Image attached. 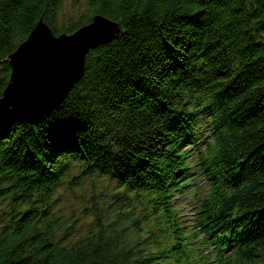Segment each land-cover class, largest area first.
Instances as JSON below:
<instances>
[{
    "label": "trees",
    "instance_id": "16d2710c",
    "mask_svg": "<svg viewBox=\"0 0 264 264\" xmlns=\"http://www.w3.org/2000/svg\"><path fill=\"white\" fill-rule=\"evenodd\" d=\"M87 1L63 26L66 0H0V97L40 20L120 28L47 118L0 126V264H264V0Z\"/></svg>",
    "mask_w": 264,
    "mask_h": 264
},
{
    "label": "water",
    "instance_id": "95a60500",
    "mask_svg": "<svg viewBox=\"0 0 264 264\" xmlns=\"http://www.w3.org/2000/svg\"><path fill=\"white\" fill-rule=\"evenodd\" d=\"M119 31V25L103 15L94 16L71 34L58 36L40 20L9 56L12 72L0 97V126L43 121L82 78L87 53Z\"/></svg>",
    "mask_w": 264,
    "mask_h": 264
},
{
    "label": "rangeland",
    "instance_id": "374dc122",
    "mask_svg": "<svg viewBox=\"0 0 264 264\" xmlns=\"http://www.w3.org/2000/svg\"><path fill=\"white\" fill-rule=\"evenodd\" d=\"M87 4V0H66L64 11L61 13V19L64 21L63 26L78 23L82 17V14L87 10ZM80 206L77 207L75 212L80 213Z\"/></svg>",
    "mask_w": 264,
    "mask_h": 264
},
{
    "label": "bare ground",
    "instance_id": "6f19581e",
    "mask_svg": "<svg viewBox=\"0 0 264 264\" xmlns=\"http://www.w3.org/2000/svg\"><path fill=\"white\" fill-rule=\"evenodd\" d=\"M50 29H51V28H50ZM51 30H52V29H51ZM66 34H71V33H66ZM25 41H26V40H25ZM25 41H24V42H25ZM16 50H17V49H16ZM16 50H15V51H16ZM91 51H92V50H90L89 53H87V55H86V57H85L84 67H83V71H84V73H85V67H86L87 57H88V55L91 53ZM83 75H84V74H83ZM82 77H83V76H82ZM72 89H73V88H72ZM70 92H71V91H69V93H70ZM3 93H4V92H3ZM68 95H69V94H68ZM1 97H2V96H1ZM66 98H67V97H66ZM52 112H53V111H52ZM52 112H51V113H52ZM51 113H50V114H51ZM50 114H49V115H50ZM49 115H46L44 118H47ZM40 122H41V121H40ZM40 122H38V123H40ZM38 123H37V124H38ZM252 171H253V170H252ZM195 204H196V203H195ZM199 208H200V206H199L198 208H196V209H195V207H194L193 209H194L195 211L198 212V211H199ZM193 222H194V221H192L191 223H188V225H189V226L192 225ZM246 222H247V220H246ZM240 223H243V221L240 220ZM249 225H250V224H249Z\"/></svg>",
    "mask_w": 264,
    "mask_h": 264
}]
</instances>
